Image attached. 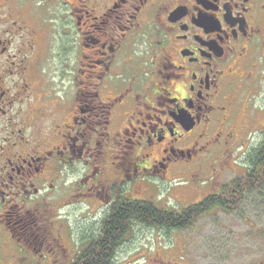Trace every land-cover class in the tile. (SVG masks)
Wrapping results in <instances>:
<instances>
[{
	"label": "flooded vegetation",
	"instance_id": "1",
	"mask_svg": "<svg viewBox=\"0 0 264 264\" xmlns=\"http://www.w3.org/2000/svg\"><path fill=\"white\" fill-rule=\"evenodd\" d=\"M263 58L264 0H0V264H74L123 198L217 195L190 177L249 146Z\"/></svg>",
	"mask_w": 264,
	"mask_h": 264
},
{
	"label": "rangeland",
	"instance_id": "2",
	"mask_svg": "<svg viewBox=\"0 0 264 264\" xmlns=\"http://www.w3.org/2000/svg\"><path fill=\"white\" fill-rule=\"evenodd\" d=\"M262 67L260 92L253 102L257 109H260L258 122L252 127L257 132L249 138L247 148H256L261 144V135L264 132V58ZM247 148H234L231 152L210 159L198 175L190 177L189 184L194 189L214 193L220 185L241 178L248 171L244 157ZM186 182L185 178L173 179L168 182V186L172 189ZM168 195L170 200L165 202L167 206L161 203L159 207L175 209L201 202L199 192L195 191H169ZM91 205L95 209L99 207L93 202ZM84 208L88 209L87 206ZM67 213V210L61 211V215ZM156 257L175 260L178 264H252L258 260L261 262L264 260V185L247 194L234 211L213 210L185 231L164 232L134 226L118 251V264H147L149 259Z\"/></svg>",
	"mask_w": 264,
	"mask_h": 264
},
{
	"label": "trees",
	"instance_id": "3",
	"mask_svg": "<svg viewBox=\"0 0 264 264\" xmlns=\"http://www.w3.org/2000/svg\"><path fill=\"white\" fill-rule=\"evenodd\" d=\"M248 171L241 178L225 184L217 195L188 206L186 209H159L150 202L123 198L119 209L106 222L98 240L74 264H109L110 258L134 226H142L164 232L185 231L195 225L202 217L216 209L234 211L244 201L247 194L253 193L264 185V137L256 148H248L245 153ZM116 227L118 231L116 232ZM119 236V245L115 237ZM103 260L102 262H100Z\"/></svg>",
	"mask_w": 264,
	"mask_h": 264
}]
</instances>
